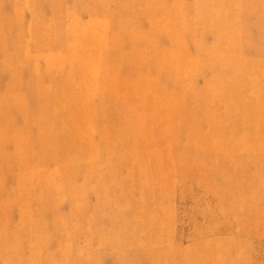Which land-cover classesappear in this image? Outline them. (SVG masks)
Returning <instances> with one entry per match:
<instances>
[{
  "label": "rangeland",
  "instance_id": "obj_1",
  "mask_svg": "<svg viewBox=\"0 0 264 264\" xmlns=\"http://www.w3.org/2000/svg\"><path fill=\"white\" fill-rule=\"evenodd\" d=\"M86 241L264 264V0H0V264Z\"/></svg>",
  "mask_w": 264,
  "mask_h": 264
},
{
  "label": "bare ground",
  "instance_id": "obj_2",
  "mask_svg": "<svg viewBox=\"0 0 264 264\" xmlns=\"http://www.w3.org/2000/svg\"><path fill=\"white\" fill-rule=\"evenodd\" d=\"M146 17V16H145ZM154 52H156V51H154ZM161 53H162V51H160ZM160 52H159V54H160ZM168 52H169V50H168ZM157 53V52H156ZM156 53H154V55L156 54ZM169 53H171V52H169ZM148 54H149V52H148ZM165 54H166V52H165ZM163 55V54H162ZM167 55V54H166ZM169 55H171V54H169ZM153 56V55H152ZM152 58V57H151ZM163 58V57H162ZM165 58H168L167 56L165 57ZM170 58V57H169ZM219 58H221V60H224V61H227V60H229V59H227L226 58V56H219ZM160 59V58H159ZM152 60H153V58H152ZM166 60V59H165ZM172 60H174V59H172ZM219 60V59H218ZM155 61V60H154ZM157 61H158V59H157ZM162 61V60H161ZM230 61V60H229ZM159 62V61H158ZM166 62H167V60H166ZM170 62V61H169ZM168 62V63H169ZM164 63V62H163ZM206 63V62H205ZM231 64H232V66H234L233 65V63L231 62ZM219 65V64H218ZM158 70V69H157ZM159 71V70H158ZM13 239H15L14 237H13ZM51 240V239H50ZM90 240V239H89ZM49 241V240H48ZM100 242H102L101 240H100ZM8 243V242H7ZM90 243V241L89 242H85L84 244H83V248H76L75 249V251L74 252H72V251H70L69 249L68 250H66L65 251V255L63 256V255H61V264H90V260H91V258H90V256H88V257H85V258H82V253L84 252V251H87V249H85L87 246H88V244ZM133 257V256H132ZM131 257V258H132ZM24 259V258H23Z\"/></svg>",
  "mask_w": 264,
  "mask_h": 264
}]
</instances>
